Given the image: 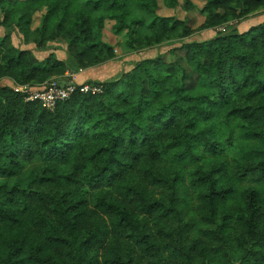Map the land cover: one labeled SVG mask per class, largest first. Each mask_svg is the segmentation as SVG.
<instances>
[{
	"label": "trees",
	"instance_id": "16d2710c",
	"mask_svg": "<svg viewBox=\"0 0 264 264\" xmlns=\"http://www.w3.org/2000/svg\"><path fill=\"white\" fill-rule=\"evenodd\" d=\"M163 4L168 9L181 6L180 0ZM228 4L207 0L197 29L221 30L207 40L181 43L189 67L180 76L185 83L179 101L149 115L147 129L121 111L108 110L104 127L114 125L119 135L112 137L110 148L100 147L87 157L91 163L110 153L87 180L78 178L82 163L74 171L61 169L77 147L83 156L86 142L99 144L111 135L97 131L101 95H110L122 83L117 99L126 105L137 82L147 77L141 91L151 100L142 99L135 108L139 119L171 79L161 78L159 70L171 73L181 63L162 56L142 59L119 80L96 82L101 92L76 90L52 110L0 84V179L19 177L26 163L40 159L25 183L0 181V232L23 237L21 246L9 252L10 264H58L53 259L57 255L76 261L68 249L74 248L78 234L84 237L73 249L81 253L78 264L93 252L87 264H134L137 248L141 260L166 252L159 264H194L205 251L230 264L229 251L235 250L243 253L239 264H264V23L238 31L234 24L244 21L223 11ZM160 7V0H0V27L9 30L0 38V79L42 84L56 68H66L63 61H41L30 49H15L10 29L22 25L34 26L43 45L65 44L81 69L115 56L114 47L102 38L106 21H112L114 33H125V44L133 50L172 45L195 33L187 18L159 14ZM182 7L195 5L185 0ZM153 72L155 78L149 75ZM238 129L262 147L257 159L242 162L231 156L230 165L225 157ZM193 148L200 154H192ZM170 150L181 171L174 172ZM193 166L194 171L184 172ZM33 234L43 240L36 242ZM18 255L22 259H14Z\"/></svg>",
	"mask_w": 264,
	"mask_h": 264
},
{
	"label": "rangeland",
	"instance_id": "374dc122",
	"mask_svg": "<svg viewBox=\"0 0 264 264\" xmlns=\"http://www.w3.org/2000/svg\"><path fill=\"white\" fill-rule=\"evenodd\" d=\"M181 6L176 9H168L163 7V0H160L159 14L172 15L182 19L187 18L191 27L195 28V33L183 40H179L172 45L162 44L157 47H148L142 49H130L126 46L125 33L116 34L112 31V21H106L102 32L104 41L114 47L115 56L105 62L97 64L92 67L81 69L76 64L72 56H69L67 46L59 41H49L44 45L40 43V38L34 29V26L22 25L14 28L11 31V44L17 50L30 49L39 60H48L51 63L55 61H63L66 64L64 72L56 68V74L49 77L47 82H52L59 86H68L70 83L77 85H89L91 88L95 87L96 82H104L113 80L114 76H121L123 73L131 71L137 61L146 58H153L162 56L166 62L179 61L181 64H186L184 61L185 50L180 47L182 42L203 41L214 37L219 29H197L204 21V17L200 14V9L203 7L202 0H190L195 5V8L185 10L182 7L185 0H180ZM1 17V10H0ZM39 14L36 17V25L38 23ZM259 22L244 21L234 24L238 31L247 30L250 26L256 25ZM9 30L0 27V38H2ZM179 42V43H178ZM71 66V67H70ZM45 82V83H47ZM0 84L10 85L16 87L18 84L8 78L0 79ZM17 84V85H16ZM43 84V83H42ZM42 84H28L32 91L39 90ZM100 86V85H98ZM262 144L256 139L252 138L250 134L244 129L236 131V137L231 152L233 157H236L242 162L247 159H257ZM40 164V159L36 158L31 162L25 164L24 169L19 177L11 179H0V181H8L13 183H25L28 179V173Z\"/></svg>",
	"mask_w": 264,
	"mask_h": 264
},
{
	"label": "clouds",
	"instance_id": "9594fccd",
	"mask_svg": "<svg viewBox=\"0 0 264 264\" xmlns=\"http://www.w3.org/2000/svg\"><path fill=\"white\" fill-rule=\"evenodd\" d=\"M204 3H207V0H204ZM219 11L220 9H216ZM223 11L228 12L230 16H234L238 20L242 21H249V22H259L264 23V0H259V3H253L250 2V0H229L228 7L223 9ZM145 16H147V13H145ZM150 22V20L148 21ZM255 34V33H254ZM260 39H264V36H261ZM147 43V41H145ZM151 47H157L159 45L152 44ZM71 67V66H70ZM189 67L187 64H177L173 66V71L171 73L165 72L163 69L159 70L160 77L163 78L165 76H170L171 79L167 80L165 83V86L163 89H160V91L163 92V95L161 97H158L155 100H152V107L145 111L143 117L137 119L134 115V110L137 107V105L141 102L142 99L144 100H151V97H143L141 89L144 87L142 81L147 79V77H141L140 80L137 82V87L135 89V95L131 98L130 103L126 105H122L121 101L117 99V96L121 91L124 89V85L117 84L113 89L110 95H101L100 99L102 100V104H100L99 108L96 110L97 116H99L102 120L100 129H97V131H104L109 132L111 135L108 137L107 141H103L99 144H97L95 141H92L90 144L87 142L85 143V146L83 147V156H81V148L77 147L75 150L72 151V153L69 155L67 162L64 163L63 169H61L64 172H70L74 171V165L77 164H84L83 169L79 173L80 179L87 180L91 175H94L95 172L99 169L101 165H103L106 161L107 155H110V153L107 154H101L100 157L97 158L95 161H91L89 163L87 157L90 155H93L98 148L100 147H111V140L112 137L119 135V132L114 130V125H110L108 127H104L103 124V118L108 115V110L111 111H121L125 114V117L129 121L138 122L141 124L142 128L147 129L148 126V119L147 117L149 115L155 114L158 112L162 107L169 105L172 103V101H179V97L181 96V93L179 92L180 87H182L185 83L184 80L180 79V76L183 72V69ZM192 74V73H189ZM152 78H155L157 73L153 72L149 74ZM113 80H119V76L112 77ZM102 82V81H101ZM89 87V85L87 86ZM194 115V113H193ZM91 127V124L88 125ZM123 127H127V125H123ZM123 128L121 129V131ZM126 135V134H125ZM51 139V137H49ZM167 139H171L168 137ZM163 143V140L161 141ZM45 148L49 147L48 145L44 146ZM144 151H147V146ZM179 151V150H177ZM192 154L199 155L200 149L199 148H193L191 149ZM173 155L172 150L169 152L170 157V163L174 166V172L181 171L180 167L175 164L173 161H171V157ZM232 153L230 152L226 157L225 160L231 165L233 162L230 160ZM119 158V157H118ZM203 162V161H202ZM45 167L48 166V164L44 165ZM52 167H56V165H52ZM195 166L190 167L186 170H184L185 173L194 171ZM40 169L37 168L36 172L39 173ZM173 171L169 172V179L172 174H174ZM143 171H140L139 175H142ZM188 181L185 182V186H187ZM177 188L180 187L179 185L176 186ZM174 189H169L168 191H173ZM189 192L192 193V190L189 189ZM264 211V208L261 209ZM239 233H236L238 235ZM25 236L27 233L24 234ZM79 239L76 240L75 249L79 248L80 240L83 239L82 234H78ZM23 238L22 236H13L12 233L8 232L7 230H3L0 232V264H10V261L8 260L9 252H14L16 247H20V239ZM36 242H40L43 240V235L37 236L36 234H33L31 237ZM130 243V242H126ZM156 243L162 244L167 243V241H156ZM220 243H223L221 241ZM74 248H69L68 251L73 252V255H75L78 259L76 261L71 260L68 256H63L61 258L59 255L54 256L53 259L57 260L58 264H63V260H67L68 264H78L80 252L74 251ZM226 251H229L228 249H225ZM31 251H34V249H31L30 251H25L23 253V256H26L28 254H31ZM140 249L137 248V253L134 254V264H149L151 261V264H159V261L162 257H166V252H160L157 255L154 256H146L143 260L139 258ZM243 253L239 250L235 251H229L230 257H233L230 264H239V257ZM93 256H95V252L92 253V255H88V257L85 259L84 264H87V261L91 259ZM14 259L20 260L22 259V255L15 256ZM194 264H229V261L222 258L221 256H213L211 253L205 251V253L199 257Z\"/></svg>",
	"mask_w": 264,
	"mask_h": 264
},
{
	"label": "built area",
	"instance_id": "2783aa9c",
	"mask_svg": "<svg viewBox=\"0 0 264 264\" xmlns=\"http://www.w3.org/2000/svg\"><path fill=\"white\" fill-rule=\"evenodd\" d=\"M17 85V84H16ZM39 90L32 91L28 84H18L14 90L25 96L27 101H35L40 103L46 109H54L57 103L64 101L76 91L99 93L102 87L96 85L95 87H87L88 85H77L73 82L68 86H59L52 82L43 83Z\"/></svg>",
	"mask_w": 264,
	"mask_h": 264
}]
</instances>
